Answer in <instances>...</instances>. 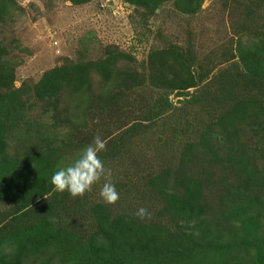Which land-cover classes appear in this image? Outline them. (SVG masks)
<instances>
[{"label": "trees", "instance_id": "obj_1", "mask_svg": "<svg viewBox=\"0 0 264 264\" xmlns=\"http://www.w3.org/2000/svg\"><path fill=\"white\" fill-rule=\"evenodd\" d=\"M203 2L122 0L159 21L140 58L107 43L17 85L0 39V264H264V0ZM96 135L113 205L50 184Z\"/></svg>", "mask_w": 264, "mask_h": 264}, {"label": "rangeland", "instance_id": "obj_2", "mask_svg": "<svg viewBox=\"0 0 264 264\" xmlns=\"http://www.w3.org/2000/svg\"><path fill=\"white\" fill-rule=\"evenodd\" d=\"M209 1L204 0L202 6ZM15 2L21 10L11 12L0 28V39H14L10 49L15 61V85L24 78L36 79L64 57H95L107 43H115L140 58L148 45L157 42L152 28L159 21L149 18L143 25L131 23V10L122 0H91L81 5L65 0ZM101 2L104 5H98ZM165 27L167 32L176 30L174 25ZM36 121L43 126L50 122L48 115Z\"/></svg>", "mask_w": 264, "mask_h": 264}, {"label": "clouds", "instance_id": "obj_3", "mask_svg": "<svg viewBox=\"0 0 264 264\" xmlns=\"http://www.w3.org/2000/svg\"><path fill=\"white\" fill-rule=\"evenodd\" d=\"M105 148L106 141L99 135L94 136L69 166L54 171L50 177L52 192H67L71 198H82L92 190L93 185L103 180L99 197L106 205L115 204L119 200V193L112 183V170L105 167L99 156ZM135 215L141 220L151 218V214L143 207Z\"/></svg>", "mask_w": 264, "mask_h": 264}, {"label": "built area", "instance_id": "obj_4", "mask_svg": "<svg viewBox=\"0 0 264 264\" xmlns=\"http://www.w3.org/2000/svg\"><path fill=\"white\" fill-rule=\"evenodd\" d=\"M102 5H104V4H102V2L100 3V6H102Z\"/></svg>", "mask_w": 264, "mask_h": 264}]
</instances>
